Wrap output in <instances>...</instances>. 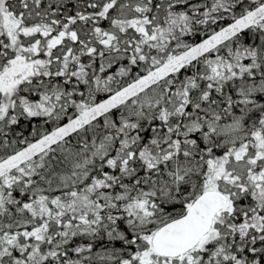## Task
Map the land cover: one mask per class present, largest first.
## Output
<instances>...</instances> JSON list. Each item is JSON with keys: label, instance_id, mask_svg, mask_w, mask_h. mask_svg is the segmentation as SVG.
Listing matches in <instances>:
<instances>
[{"label": "snow or ice", "instance_id": "obj_1", "mask_svg": "<svg viewBox=\"0 0 264 264\" xmlns=\"http://www.w3.org/2000/svg\"><path fill=\"white\" fill-rule=\"evenodd\" d=\"M0 264H264V0H0Z\"/></svg>", "mask_w": 264, "mask_h": 264}]
</instances>
